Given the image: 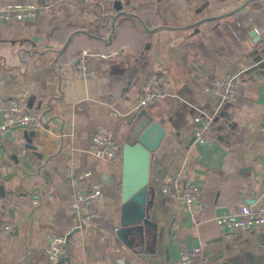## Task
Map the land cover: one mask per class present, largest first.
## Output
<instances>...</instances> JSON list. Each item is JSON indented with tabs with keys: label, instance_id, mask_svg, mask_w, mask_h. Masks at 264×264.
Listing matches in <instances>:
<instances>
[{
	"label": "crops",
	"instance_id": "1",
	"mask_svg": "<svg viewBox=\"0 0 264 264\" xmlns=\"http://www.w3.org/2000/svg\"><path fill=\"white\" fill-rule=\"evenodd\" d=\"M12 1L40 11L0 24V102L22 101L41 127L2 139L0 224L13 230L0 232V264H178L183 242L202 246L211 264H264V225L225 234L214 222L264 202V0H0ZM83 49L110 57L87 58L82 76L69 59ZM227 73L243 88L218 106L205 86ZM152 76L162 96L132 112ZM217 109L212 142L194 143V117ZM99 130L120 148L112 161L88 152ZM139 140L151 152L143 212L134 180L122 199L121 149ZM179 170L201 189L192 208L162 192ZM85 171L102 186L94 207L104 220L82 227L52 262L46 239L76 227L71 204Z\"/></svg>",
	"mask_w": 264,
	"mask_h": 264
},
{
	"label": "built area",
	"instance_id": "2",
	"mask_svg": "<svg viewBox=\"0 0 264 264\" xmlns=\"http://www.w3.org/2000/svg\"><path fill=\"white\" fill-rule=\"evenodd\" d=\"M64 2V0H58ZM40 7L33 2H0V24L8 22H22L32 20L38 16ZM89 57L109 58V54H98L86 49L73 54L69 61L82 76H89L85 63ZM160 68L159 72L164 73ZM162 80L156 76L150 77L143 85L140 97L133 103L132 112L138 113L150 103L161 97L160 88ZM243 82L239 74H224L211 79L205 86L206 92L218 96V106L236 103ZM216 114H198L194 117L195 127L192 131V141L196 144H210L212 125ZM41 127L39 115L29 111L23 102L10 98L0 102V147L5 135L14 129H38ZM264 133V120L261 123ZM120 148L112 136L104 130L94 133L91 138L89 154L96 160H114ZM91 172L85 171L77 180L75 196L71 204V212L76 221V227L66 236H48L46 239L45 254L52 262H58L65 256L64 243L84 226L98 227L104 220V215L95 209L94 204L102 198V186L98 182L90 181ZM162 192L171 198L179 200L187 208H192L200 201L201 189L198 185L186 181L182 170L175 172L165 179ZM217 229L225 234L236 232L245 228H256L264 225V202L256 206L249 204L238 205L230 212L217 215L214 218ZM13 227L9 224H0V232L11 233ZM71 234L69 237L68 235ZM210 255L200 245L188 246L186 243L179 245L178 264H211Z\"/></svg>",
	"mask_w": 264,
	"mask_h": 264
},
{
	"label": "water",
	"instance_id": "3",
	"mask_svg": "<svg viewBox=\"0 0 264 264\" xmlns=\"http://www.w3.org/2000/svg\"><path fill=\"white\" fill-rule=\"evenodd\" d=\"M237 9V8H236ZM236 9L224 12L222 14L208 16L200 19L201 21H208L217 18H222L232 14ZM250 36L253 37L254 42L259 39L256 29L250 31ZM228 104V103H226ZM225 105V104H224ZM230 105V104H228ZM151 162V152L142 140L134 143H125L121 149V165H122V196L123 201H126L128 197V187L131 181L134 180L137 184V198H138V187L140 190L141 211L144 204V195L147 190V180L149 175V168ZM143 212V211H142ZM71 234L68 235V237Z\"/></svg>",
	"mask_w": 264,
	"mask_h": 264
},
{
	"label": "rangeland",
	"instance_id": "4",
	"mask_svg": "<svg viewBox=\"0 0 264 264\" xmlns=\"http://www.w3.org/2000/svg\"><path fill=\"white\" fill-rule=\"evenodd\" d=\"M203 22L204 21H201L200 23H197L195 26L197 27V26L201 25Z\"/></svg>",
	"mask_w": 264,
	"mask_h": 264
}]
</instances>
